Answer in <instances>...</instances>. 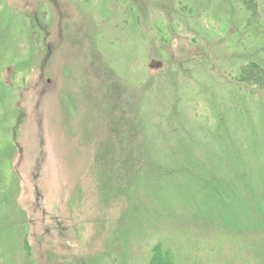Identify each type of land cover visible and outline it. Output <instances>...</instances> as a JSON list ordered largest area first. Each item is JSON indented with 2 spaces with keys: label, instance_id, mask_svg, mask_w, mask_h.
<instances>
[{
  "label": "rangeland",
  "instance_id": "374dc122",
  "mask_svg": "<svg viewBox=\"0 0 264 264\" xmlns=\"http://www.w3.org/2000/svg\"><path fill=\"white\" fill-rule=\"evenodd\" d=\"M249 62L264 0H0V264H264Z\"/></svg>",
  "mask_w": 264,
  "mask_h": 264
},
{
  "label": "trees",
  "instance_id": "16d2710c",
  "mask_svg": "<svg viewBox=\"0 0 264 264\" xmlns=\"http://www.w3.org/2000/svg\"><path fill=\"white\" fill-rule=\"evenodd\" d=\"M238 80L241 82H247L254 84L259 87L264 92V67L256 62H249L246 65H243L237 74ZM154 264H170L169 260L171 254L169 250L165 253L164 256L160 253L159 249L154 251ZM160 257H163L162 259Z\"/></svg>",
  "mask_w": 264,
  "mask_h": 264
}]
</instances>
